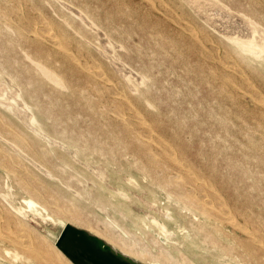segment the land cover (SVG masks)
I'll return each mask as SVG.
<instances>
[{
    "label": "rangeland",
    "instance_id": "374dc122",
    "mask_svg": "<svg viewBox=\"0 0 264 264\" xmlns=\"http://www.w3.org/2000/svg\"><path fill=\"white\" fill-rule=\"evenodd\" d=\"M30 1L0 0V17L3 15L0 18V117L5 118H0V154L3 157H0V201L5 208L24 220L37 242L42 240L41 244L45 245L52 255L54 253L53 256L58 249L56 241L62 231V222H65L79 227L83 225L92 234H97L114 245L117 251L126 250L129 256L141 264H237L236 260L223 252L221 247L225 241L216 236L211 237L206 229L201 237L204 238L208 251L199 252L193 247L192 242L196 235L194 230L197 231L202 222L200 217L190 210V203L184 196L188 188L184 183L185 177L183 180L177 179L178 182H171L170 176L178 172L173 171V163L166 160V155V162L162 160L163 155L159 152L157 143H164L166 138L164 144H171L173 147H170L174 148L176 156L179 154L177 157L183 158L178 159L181 169L190 172L193 170V173L197 171L198 176L202 175V183L210 185L214 190L218 189L227 206L234 207V211L236 208L242 216L245 213L246 222L251 221L250 224L254 225L264 238V52L254 49L256 52L252 53L247 50V46L239 42L264 43V0H199L201 5L199 2L195 3L196 0ZM32 1L38 7H35ZM207 1L210 2L209 5ZM1 8H5L8 13L4 10L3 14ZM10 9L14 13L9 11ZM195 10L198 13H195ZM8 14H12L10 19L6 18L9 17ZM237 17H240V21ZM44 22L46 25H43ZM185 27L189 29L186 30ZM28 29L31 31L26 33ZM101 35H105L107 39ZM166 38L168 40H165ZM52 40H55L54 43ZM64 40L68 42L67 46ZM205 40H208V43ZM80 47L83 48L82 51L78 50ZM229 50L231 54L228 53ZM224 58L228 59L230 64H225ZM27 68L32 70L28 71ZM34 69H39L41 77ZM86 72L91 74L86 75ZM229 73L232 76H228ZM95 74H98L99 78ZM141 77L144 78L143 82ZM101 84H105L107 92H103L104 86ZM94 87L101 91H95ZM82 88L84 91H80ZM98 94L99 98H96ZM11 95L17 97L13 98ZM128 97L130 99H127ZM83 98L84 100H81ZM113 99L115 108L119 111L114 108ZM2 101L6 104H2ZM19 102H22V105ZM7 103L11 104V107H8ZM89 106L93 108L89 109ZM99 110L102 114H99ZM19 111L23 112L22 117L26 113L25 117L21 118ZM21 119L23 121H20ZM25 119L27 123H23ZM145 124H148L152 132L141 135L140 131L143 132L142 127ZM25 125L30 127L27 129ZM20 132L27 137L19 135ZM11 133H15L17 137ZM134 134L137 137H134ZM15 137L18 144L14 142ZM158 138L162 140L159 141ZM83 139L85 142H81ZM131 139L136 140V144L141 143L139 145L142 147ZM140 140L149 141L151 145H146L149 146L147 149ZM20 144H23L22 149ZM25 145L28 147L24 149ZM175 145L178 147L176 150ZM3 147L6 148L5 152ZM109 148L113 149L110 153ZM149 149L150 151H147ZM149 153L151 158L156 160H151ZM12 154L18 155V159L13 158ZM157 155H160V158ZM6 160H11V163L7 164ZM15 161L19 165H16ZM165 163L170 167H164ZM140 165L143 168H140ZM13 173L17 177H14ZM17 180L22 186L17 184ZM24 184L31 190L37 188L40 192L41 186L43 189L45 187L47 196L56 193L52 195L56 206L46 204L42 198L37 199L31 194L33 192H25ZM167 184L170 185L169 188ZM176 185L179 186L177 190ZM172 186H175V189ZM45 189L43 194L47 193ZM178 190L184 193L180 194ZM181 196L184 200H181ZM26 199H33L47 208L54 206L53 209L58 211L53 214L55 221H46L41 217L27 218L28 215L32 216V212L25 203ZM1 202L0 209L4 207ZM58 203H64L63 206L60 205L61 209ZM74 208H77L76 211L83 217L77 212L72 213ZM49 210L51 211V208ZM43 213L46 215L48 211ZM77 220L84 223L81 225ZM104 225L109 229L107 232ZM162 225L165 230L161 229ZM102 232L105 235L107 233V237ZM226 232L223 234L227 235ZM143 247L149 250H144ZM134 252L141 255H135ZM150 253L153 254L152 257L149 256ZM217 259L220 261L216 262ZM15 263L20 264V261L16 260Z\"/></svg>",
    "mask_w": 264,
    "mask_h": 264
},
{
    "label": "bare ground",
    "instance_id": "6f19581e",
    "mask_svg": "<svg viewBox=\"0 0 264 264\" xmlns=\"http://www.w3.org/2000/svg\"><path fill=\"white\" fill-rule=\"evenodd\" d=\"M11 1V0H10ZM30 1V0H29ZM161 1V0H160ZM188 1V0H187ZM193 1V0H192ZM205 1V0H204ZM203 1V2H204ZM217 1V0H216ZM33 2V1H32ZM161 2H163V1H161ZM198 2H199V4L201 3V1H199V0H196L195 1V3H197L198 4ZM206 2V1H205ZM208 2L209 1H207V4H208ZM220 2V1H219ZM19 3V2H18ZM24 3H25V1H24ZM30 3H31V1H30ZM191 3V2H190ZM188 4V5H190L191 7L193 6V5H191V4ZM6 4H9V3H7L6 2ZM14 4V3H13ZM12 4V5H13ZM20 4V3H19ZM22 4V3H21ZM33 4H34V2H33ZM152 4V3H151ZM209 4H210V2H209ZM208 4V5H209ZM213 4V3H212ZM15 5V4H14ZM64 5V4H63ZM169 5V4H168ZM201 5V4H200ZM200 5H199V7H200ZM203 5H206V4H203ZM21 6V5H20ZM34 6H35V4H34ZM178 6V5H177ZM195 6V5H194ZM223 6V5H222ZM17 7V9H18V6H16ZM16 7L14 8V9H16ZM35 7H38V6H35ZM34 7V8H35ZM65 7V6H64ZM69 7V6H68ZM171 7V6H170ZM201 7H203V6H201ZM211 7H212V5H211ZM216 7V6H215ZM5 8H7V6L5 5ZM5 8H1L3 11H2V13L4 12V10H5V12H7L6 11V9ZM10 8V7H9ZM8 8V9H9ZM12 8V7H11ZM33 8V9H34ZM160 8V7H159ZM195 8H196V6H195ZM194 8V9H195ZM206 8V7H205ZM205 8H203V10L205 9ZM217 8H219L218 7V5H217ZM27 10H28V8H26ZM69 9H70V7H69ZM126 9H128V8H125V10ZM173 9H175V8H173ZM197 10H198V7L196 8ZM12 9H10L9 11H11ZM22 10V9H21ZM73 10V9H72ZM166 10V9H165ZM165 10H163V12L165 11ZM200 10H201V8H200ZM206 10V9H205ZM222 10V9H221ZM40 11V10H39ZM70 11V10H69ZM167 11V10H166ZM124 12V11H123ZM160 12V11H159ZM181 12V11H180ZM8 13V12H7ZM11 13V12H10ZM12 13H14L13 12V10H12ZM72 13V12H71ZM125 13V12H124ZM195 13H198V12H196V10H195ZM194 13V14H195ZM200 13V12H199ZM3 14H5V13H3ZM164 14V13H163ZM167 14V13H166ZM12 15V14H11ZM11 15L9 16V14H8V16L9 17H6V18H11ZM171 15V14H170ZM234 15V14H233ZM2 16L3 15H1V17L0 18H2ZM6 16H7V14H6ZM40 16V15H39ZM179 16H181V15H179ZM235 16V15H234ZM245 16V15H244ZM23 17V16H22ZM80 17V16H79ZM167 17V16H166ZM172 17V16H171ZM171 17H170V19H171ZM30 18H32V17H30ZM37 18V17H36ZM48 18V17H47ZM180 18H183L182 16L180 17ZM238 18V17H237ZM240 18V17H239ZM239 18H238V20H239ZM246 18V17H245ZM244 18V19H245ZM184 19V18H183ZM248 19H250V18H248ZM31 21L33 20V19H30ZM39 20V19H38ZM185 20V19H184ZM251 20V19H250ZM22 20H20L19 22H20V24L22 23L21 22ZM27 21H28V19H27ZM34 21V20H33ZM50 21V20H49ZM174 21H176V20H174ZM183 21V20H182ZM193 20L191 19V22H192ZM240 21V20H239ZM245 21V20H244ZM243 21V22H244ZM9 22V21H8ZM16 22V21H15ZM29 22V21H28ZM39 22V21H38ZM37 22V23H38ZM65 22V21H64ZM178 22V21H177ZM176 22V23H177ZM187 22H188V20H187ZM40 23V22H39ZM51 23V22H50ZM194 23V22H193ZM247 23H249V22H247ZM247 23H245V24H247ZM3 24H5V23H3ZM30 24V23H29ZM32 24V23H31ZM43 24V23H42ZM88 24V23H87ZM86 24V25H87ZM255 24V23H254ZM12 25V24H11ZM18 25H19V23H18ZM22 25V24H21ZM43 25H46L45 24V22H44V24ZM91 25V24H90ZM94 25V24H93ZM189 25H190V23H189ZM196 25V24H195ZM6 26V25H5ZM16 26V25H15ZM33 26H34V23H33ZM49 26V25H48ZM68 26V25H67ZM70 26V25H69ZM178 26H179V22H178ZM181 26V25H180ZM2 27H3V25H2ZM24 27V26H23ZM94 27H95V25H94ZM249 27V26H248ZM255 27V26H254ZM6 28V27H5ZM22 28V27H21ZM186 28V30H188L189 28L188 27H185ZM188 28V29H187ZM256 28V27H255ZM30 29H31V27H30ZM30 29H28V32L26 31V33H29L31 30ZM33 29V28H32ZM35 29V28H34ZM45 29H46V27H45ZM48 29V28H47ZM250 29H251V27H250ZM27 30V29H26ZM30 30V31H29ZM42 30H43V28H42ZM183 30H184V28H183ZM197 30V29H196ZM206 30V29H205ZM252 30H253V28H252ZM35 31V30H34ZM101 31V30H100ZM207 31V30H206ZM18 32V31H17ZM47 32V31H46ZM204 32V31H203ZM260 32H261V30H260ZM19 33H20V31H19ZM53 33V32H52ZM76 33V32H75ZM98 33H99V30H98ZM199 33H201V31L199 32ZM22 35H23V33H21ZM78 34V33H77ZM76 34V35H77ZM21 35V36H22ZM37 35V34H36ZM51 35V34H50ZM193 35V34H192ZM55 36V35H54ZM101 36H103V35H101ZM100 36V37H101ZM105 36V35H104ZM103 36V37H104ZM225 36V35H224ZM234 36V35H233ZM23 38H24V36H22ZM41 37H42V35H41ZM43 37H45V36H43ZM59 37V36H58ZM63 37H64V35H63ZM198 37V36H197ZM200 37H202L201 35H200ZM205 37V36H204ZM209 37V36H208ZM229 37H230V35H229ZM232 37V36H231ZM239 37V36H238ZM241 37V36H240ZM21 38V37H20ZM28 38V37H27ZM61 38V37H60ZM105 38L107 39V37L105 36ZM104 38V39H105ZM226 38V37H225ZM250 38V37H249ZM249 38H247V39H249ZM25 39V38H24ZM31 39V38H30ZM63 39L64 38H62L61 40H62V42H63ZM103 39V38H102ZM103 39V40H104ZM233 39V38H232ZM240 39H242V38H240ZM246 39V38H245ZM47 40V39H46ZM165 40H168L167 38L165 39ZM202 40H203V38H202ZM209 40V39H208ZM207 40V41H208ZM48 41V40H47ZM53 41V43H54V41L55 40H52ZM206 41V40H205ZM206 41V43H208ZM221 41V40H220ZM253 41V40H252ZM8 42V41H7ZM39 42V41H38ZM64 42H65V40H64ZM109 42V41H108ZM210 42V41H209ZM212 42V41H211ZM210 42V43H211ZM240 42V44H242V45H244V46H247V50H249V51H251L252 53H254V52H256L254 49H259L260 51H263L264 52V43H262V44H255V43H253V42H249V43H245V42H242V41H239ZM50 43V42H49ZM56 43V42H55ZM66 43H68V42H65V45H66ZM78 43V42H77ZM110 43V42H109ZM161 43V42H160ZM193 43V42H192ZM191 43V44H192ZM205 43V42H204ZM214 43V42H213ZM81 44V43H80ZM114 44L115 43H113V46H114ZM184 44V43H183ZM64 45V46H65ZM68 45V44H67ZM66 45V46H67ZM107 44H105V46H106ZM111 46H112V42H111V44H110ZM162 45V47H163V44H161ZM218 45V44H217ZM54 46H56L55 44H54ZM61 46V45H60ZM78 46V45H77ZM91 46V45H90ZM104 46V47H105ZM118 46H120V45H118ZM166 46H167V44H166ZM187 46H189V44H187ZM195 46V45H194ZM92 47H93V45H92ZM116 47V46H115ZM190 47H192V45L190 46ZM207 47V46H206ZM78 48V47H77ZM77 48H76V50H77ZM111 48V47H110ZM193 48V47H192ZM208 48V47H207ZM207 48H206V50H207ZM210 48H212V47H210ZM209 48V49H210ZM3 49V48H2ZM67 49H68V47H67ZM81 49H83V48H79L78 50H81ZM98 49V48H97ZM96 49V50H97ZM103 50H104V48H102ZM123 49V48H122ZM170 49H172V48H170ZM169 49V50H170ZM215 49H216V47H215ZM28 50V49H27ZM65 50H66V48H65ZM218 50V49H217ZM67 51V50H66ZM72 51V50H71ZM82 51V50H81ZM225 51H226V49H225ZM35 52H37V51H35ZM173 52V51H172ZM201 52V51H200ZM211 52H212V49H211ZM210 52V53H211ZM40 53V52H39ZM38 52H37V54H39ZM81 53V52H80ZM215 53H218V51L216 52L215 51ZM228 53H230V50L228 51ZM66 54V53H65ZM79 54V53H78ZM205 54V53H204ZM223 54V53H222ZM226 54V53H225ZM224 54V55H225ZM231 54V53H230ZM26 55V54H25ZM80 55V54H79ZM78 55V56H79ZM82 55V54H81ZM201 55V54H200ZM235 55V54H234ZM70 57H71V55H69ZM77 55H76V57H78ZM179 56V55H178ZM217 56H218V54H217ZM216 56V57H217ZM226 56V55H225ZM230 56V55H229ZM73 57H75V56H73ZM75 57V58H76ZM224 57V56H223ZM24 58V57H23ZM36 58V57H35ZM46 58V57H45ZM27 59H28V57H27ZM78 59V58H77ZM94 59V58H93ZM209 59V58H208ZM225 59V58H224ZM14 60V59H13ZM47 60L50 62V60L47 58ZM75 60V59H74ZM78 60H80V59H78ZM217 60H218V57H217ZM228 60V59H227ZM226 59L224 60V63L225 64H230L228 61H227ZM29 61V60H28ZM94 61H97V60H94ZM162 61V60H161ZM85 62V61H84ZM92 62V61H91ZM232 63H233V61H231ZM16 64H17V60H16V62H15ZM46 63V62H45ZM74 63V62H73ZM222 63V62H221ZM29 64V63H28ZM28 64H26V65H28ZM34 64V63H33ZM223 64V63H222ZM224 64V65H225ZM238 64V63H237ZM30 65V64H29ZM28 65V66H29ZM54 65H56V63L54 64ZM80 65V64H79ZM90 65H93L94 66V64H90ZM95 65H96V63H95ZM207 65V64H206ZM0 66H1V64H0ZM23 66V65H22ZM45 66V65H44ZM75 66H77V65H75ZM81 66V65H80ZM87 66V65H86ZM92 66V67H93ZM97 66V65H96ZM228 66H230V65H228ZM234 66V65H233ZM240 66V68H242V66L241 65H239ZM30 67V66H29ZM56 67V66H55ZM84 69H85V67L84 66H82ZM91 67V68H92ZM100 67V66H99ZM102 67V66H101ZM210 67H212V66H210ZM216 67V66H215ZM231 67V66H230ZM25 68H26V66H25ZM24 68V69H25ZM31 68H33V67H31ZM30 68V69H31ZM57 68V67H56ZM77 68V67H76ZM96 68V67H95ZM23 69V68H22ZM23 69V70H24ZM30 69H28L27 68V70L29 71ZM90 69V68H89ZM216 69V68H215ZM214 69V70H215ZM232 69V68H231ZM236 69V68H235ZM26 70V71H27ZM32 70V69H31ZM82 70V69H81ZM86 70V69H85ZM186 70V69H185ZM201 70V69H200ZM212 70V69H211ZM211 70H209L210 72H211ZM213 70V71H214ZM239 70V69H238ZM34 71L35 72H39V69H38V71L36 70V69H34ZM33 71V72H34ZM49 71V70H48ZM53 71V70H52ZM208 71V72H209ZM216 71V70H215ZM240 71V70H239ZM239 71H238V73H239ZM95 72V71H94ZM100 72V71H99ZM98 72V73H99ZM234 72H235V70H234ZM241 72V71H240ZM55 73V72H54ZM84 73V72H83ZM237 73V72H236ZM27 74V73H26ZM88 73L86 72V75H87ZM91 74V73H90ZM90 74H88V75H90ZM214 74V73H213ZM220 74H221V72H220ZM230 74V73H229ZM227 74L228 76H232V74ZM239 74H241V73H239ZM38 75L41 77V75L38 73ZM84 75H85V73H84ZM96 75V74H95ZM121 75V74H120ZM212 75V74H211ZM223 75H226V74H223ZM226 75V76H227ZM247 75V74H246ZM37 76V75H36ZM39 76H37V77H39ZM60 76H61V74H60ZM59 76V77H60ZM98 78H99V76H98V74L96 75ZM105 76V75H104ZM142 76V75H141ZM86 77H88V76H86ZM92 77V76H91ZM7 78V77H6ZM15 78V77H14ZM104 78V77H103ZM121 78V77H120ZM142 78V82H143V80H144V78L143 77H141ZM231 78V77H230ZM244 78V77H243ZM18 79V78H17ZM52 79V78H51ZM94 79V78H93ZM92 79V80H93ZM127 79H128V77H127ZM126 79V80H127ZM221 79V78H220ZM233 79V78H232ZM8 80V79H7ZM25 80V79H24ZM45 81H46V79H44ZM129 81H131L130 79H128ZM127 80V81H128ZM227 80V79H226ZM246 80V79H245ZM250 80H251V77H250ZM29 81H30V79H29ZM28 81V82H29ZM97 81V80H96ZM104 81H107V80H105L104 79ZM147 81V80H146ZM228 81V80H227ZM230 81V80H229ZM249 81V80H248ZM47 82V81H46ZM95 82V81H94ZM93 82V83H94ZM125 82V81H124ZM231 82V81H230ZM4 83V82H3ZM96 83V82H95ZM94 83V84H95ZM126 83V82H125ZM138 83V82H137ZM11 84V83H10ZM47 84H48V82H47ZM96 84H98V83H96ZM95 84V85H96ZM142 84V83H141ZM248 84V83H247ZM1 85V84H0ZM90 85V83L88 84V86ZM94 85V86H95ZM99 85V84H98ZM102 85V84H101ZM119 85V84H118ZM121 85V84H120ZM132 85V84H131ZM134 85V84H133ZM132 85V86H133ZM240 85V84H239ZM253 85H254V83H253ZM3 87H4V85H2ZM47 86H49V85H47ZM50 86H51V84H50ZM104 86V87H103ZM135 86V85H134ZM243 86V85H242ZM249 86V85H248ZM1 87V86H0ZM27 87H28V85H27ZM90 87V86H89ZM93 87V86H92ZM97 87H99V86H97ZM102 87H103V92L105 91V84L104 85H102ZM2 88V87H1ZM0 88V89H1ZM69 88V87H68ZM84 88V87H83ZM83 88L80 90V91H82L83 90ZM110 88H113V87H110ZM115 88V87H114ZM121 88V87H120ZM126 88V87H125ZM242 88V87H241ZM247 88V87H246ZM259 88V87H258ZM258 88H256V90L258 91ZM6 89V88H5ZM16 89V88H15ZM56 90H57V88H55ZM108 89V88H107ZM117 89H119V88H117ZM128 89V88H127ZM223 89V88H222ZM4 90V89H3ZM8 90V89H7ZM93 90V89H92ZM94 90L95 91H101V90H96V88L94 87ZM110 90V89H109ZM114 90V92L116 91V89H113ZM120 90V89H119ZM134 90H136V89H134ZM221 90V89H220ZM248 90V89H247ZM5 91V90H4ZM55 91V90H54ZM59 92H60V90H58ZM57 91V92H58ZM84 91V90H83ZM112 91V89L110 90V92ZM251 91V89L249 90V92ZM256 91V92H257ZM14 92H17V91H15L14 90ZM58 92V93H59ZM88 95L90 94V93H88V91H85ZM105 92H107V90L105 91ZM114 92H112V93H114ZM117 92V91H116ZM121 92H123V90L121 91ZM3 92H1V94H2ZM8 93H10V92H8ZM35 93V92H34ZM80 93V92H79ZM78 93V94H79ZM85 93V94H86ZM96 93V92H95ZM98 93V92H97ZM112 93H110V95H113ZM118 94H119V92H117ZM130 93V92H129ZM129 93H127V94H129ZM223 93V92H222ZM255 93V92H254ZM12 95H14L13 93H11ZM63 94V93H62ZM72 94V93H71ZM86 94V95H87ZM106 94V93H105ZM115 94V93H114ZM124 94V93H123ZM251 94V93H250ZM249 94V95H250ZM3 95L4 94H2V96L1 97H3ZM11 95V97H17V96H12ZM91 95V94H90ZM108 95H109V91H108ZM226 95H228V94H226ZM92 96V95H91ZM128 96H130V95H128ZM229 96V95H228ZM255 96V95H254ZM46 97V96H45ZM96 97V96H95ZM101 97V96H100ZM242 97H243V95H242ZM251 97H253V96H251ZM19 98V97H18ZM96 98H99V94H98V97H96ZM102 98V97H101ZM255 98V97H254ZM253 98V99H254ZM11 99V98H10ZM20 99V98H19ZM48 99V98H47ZM126 99V98H125ZM127 99H130L129 97L127 98ZM257 99V98H256ZM9 100V99H8ZM8 100H6V101H8ZM81 100H84V98L83 99H81ZM114 100V99H113ZM231 100H233V98L231 99ZM236 100V99H235ZM262 100V99H261ZM5 101V100H4ZM98 101V100H97ZM126 101V100H125ZM264 101V100H263ZM3 102V101H2ZM87 102V101H86ZM114 103H113V105H114V108L116 107V104H115V100L113 101ZM117 102V101H116ZM129 102V101H128ZM257 102H259L258 100H257ZM261 102V101H260ZM259 102V103H260ZM8 103H10V101L8 102ZM7 103V104H8ZM36 103V102H35ZM48 103V102H47ZM50 103V102H49ZM101 103V102H100ZM120 103H121V101H120ZM119 103V104H120ZM129 103H131V102H129ZM2 104H6V102H3ZM19 104H21L22 105V102L20 103L19 102ZM105 104V103H104ZM104 104H102V109H103V105ZM107 104V103H106ZM111 104V103H110ZM146 104H148V103H146ZM11 105V104H10ZM9 104H8V107L10 106ZM21 105H19V106H21ZM52 105V104H51ZM122 105V104H121ZM149 105V104H148ZM6 106V105H5ZM13 106V105H12ZM53 106V105H52ZM86 106V105H85ZM111 106V105H110ZM123 106V105H122ZM11 107V106H10ZM34 107H37V106H34ZM95 107V106H94ZM113 107V106H112ZM149 107V106H148ZM14 108V107H13ZM23 108V107H22ZM27 108V107H26ZM29 108V107H28ZM93 108V107H92ZM92 108H90V106H89V109H92ZM118 108V107H117ZM122 108L123 107H121V110H122ZM127 108H128V106H127ZM130 108V107H129ZM137 108V107H136ZM151 108V107H150ZM228 108V107H227ZM95 109V108H94ZM93 109V110H94ZM100 109V108H99ZM116 109V108H115ZM135 109V108H134ZM230 109V108H229ZM229 109H228V111H229ZM96 110V109H95ZM104 110V109H103ZM114 110V109H113ZM117 110V109H116ZM128 110V109H127ZM132 110V109H131ZM17 110H15V112H16ZM117 111H119V109L117 110ZM138 111V110H137ZM140 111V110H139ZM20 113V115H21V113H23L22 111H19ZM96 112V111H95ZM97 112H98V108H97ZM103 112V111H102ZM104 112H105V110H104ZM103 112V113H104ZM110 112V111H109ZM133 113H135V112H133ZM137 113V112H136ZM135 113V114H136ZM99 114H102L101 112H100V110H99ZM105 114V113H104ZM117 114H118V112H117ZM138 114V113H137ZM23 115V114H22ZM22 115H21V118H23V117H25V115H26V113H25V115L22 117ZM54 115V114H53ZM56 115V114H55ZM97 115V114H96ZM124 115V114H123ZM0 116H1V114H0ZM28 116V115H27ZM30 116V115H29ZM101 116V115H100ZM128 116V115H127ZM56 117H57V115H56ZM79 117V116H78ZM132 117V116H131ZM134 117V116H133ZM137 117V116H136ZM142 117V116H141ZM1 118V117H0ZM58 118V117H57ZM138 118H139V120H140V117L138 116ZM260 118H261V116H260ZM2 120H5V118H1ZM30 119H32L31 117H30ZM29 118H28V122H30L29 120H30ZM142 119V118H141ZM146 119V118H145ZM8 120V119H7ZM227 121H228V119H226ZM9 121V120H8ZM20 121H23L22 119L20 120ZM70 121V120H69ZM220 121V120H219ZM230 122H231V120H229ZM10 122V121H9ZM8 122V123H9ZM127 122V121H126ZM130 122V121H129ZM152 122V121H151ZM262 122H264L263 120H262ZM7 123V126L9 125ZM11 123V122H10ZM23 123H27L26 122V119L24 120V122ZM124 123V122H123ZM128 123V122H127ZM131 123V122H130ZM129 123V124H130ZM145 123V122H144ZM147 123V122H146ZM149 123V122H148ZM153 123H155V122H153ZM4 124H5V122H4ZM131 124H133V123H131ZM243 124H244V122H243ZM260 124V123H259ZM0 125H1V123H0ZM124 125H125V123H124ZM139 125V123L137 124V126ZM140 125H142V124H140ZM148 125V124H147ZM146 124H145V126L144 127H142V130H143V132L142 131H140V129H139V131H140V133H141V135L142 134H147V133H151L152 132V130H151V128H149L148 126H147ZM11 126V125H10ZM13 124H12V126H11V128L13 129ZM26 126V128L28 129V126L29 125H25ZM132 126V125H131ZM155 126V125H154ZM263 126V125H262ZM16 127V126H15ZM30 127V126H29ZM126 127V126H125ZM128 127V126H127ZM152 127V126H151ZM32 128V127H31ZM116 129H117V127H115ZM138 128V127H137ZM152 128H155V127H152ZM16 129H17V127H16ZM33 129V128H32ZM106 129V128H105ZM124 130L126 129V128H123ZM135 129V128H134ZM257 129H259V128H257ZM18 130V129H17ZM123 130V131H124ZM131 131H133L132 130V128L130 129ZM129 129H127V131L129 132L130 131ZM154 130H157V129H154ZM5 131V130H4ZM18 131H21V130H18ZM17 131V132H18ZM32 131V130H31ZM122 131V130H121ZM8 132V131H7ZM13 132V131H12ZM16 132V131H15ZM16 132V133H17ZM125 132V131H124ZM137 132V131H136ZM70 133V132H69ZM126 133V132H125ZM130 133V132H129ZM155 133V132H154ZM158 133V132H157ZM248 133V132H247ZM8 134H10L9 132H8ZM12 135H14L15 133H11ZM23 134V133H22ZM21 134V132H20V134L19 135H22ZM62 134V133H61ZM80 134V133H79ZM78 134V135H79ZM81 134H83V133H81ZM120 134V133H119ZM159 134H160V132H159ZM0 135H2V134H0ZM4 135V134H3ZM7 134H5L4 136H6ZM11 135V137L13 138L14 136H12ZM23 135H25V134H23ZM22 135V136H23ZM131 135V134H130ZM148 135V134H147ZM246 135V134H245ZM8 136H10V135H7V137ZM15 136H16V134H15ZM83 136V135H82ZM136 136V134H134V137ZM149 136H151V135H149ZM149 136H147V138L149 137ZM153 136H154V134H153ZM159 136V135H158ZM161 136V135H160ZM17 137V136H16ZM16 137L14 138V142H15V140H16ZM23 137H27V136H23ZM137 137V136H136ZM144 137V136H143ZM163 137V136H162ZM161 137V138H162ZM24 138V139H25ZM146 138V139H147ZM159 139L158 138V140L159 141H161L162 139ZM165 138V137H164ZM163 138V139H164ZM21 139V138H20ZM126 139V138H125ZM136 139V138H135ZM166 139V138H165ZM165 139H164V143H165ZM45 140V139H44ZM106 140V139H105ZM132 140V142H135V144H136V140L135 141H133L134 139H131ZM138 140V139H137ZM152 140V139H151ZM167 140V139H166ZM8 141V140H7ZM6 141V142H7ZM12 141H13V139H12ZM46 141V140H45ZM53 141V140H52ZM85 142V139H83V140H81V142ZM139 141V140H138ZM142 143H144L145 145H143V146H146V145H151L150 144V142L149 141H143V140H140ZM157 141V140H156ZM155 141V142H156ZM169 141V140H168ZM17 142V141H16ZM15 142V143H16ZM31 142H32V140H31ZM54 142V141H53ZM88 142V141H87ZM114 142V141H113ZM131 142V143H132ZM153 142V141H152ZM21 143H23V142H21ZM56 143H57V141H56ZM164 143H162V142H158L157 144V147H158V149L160 150L159 152H161L162 153V157L164 158H162V160L164 161L166 158L164 157V155H166L167 156V158L168 159H166V160H169L171 163H173V171L174 172H178L176 175H174V176H170V179H171V182H178V181H176L177 179H181V180H183L184 179V177H185V180H184V183H186L185 185L188 187L186 190L184 189V188H186V187H184L183 189L186 191V195H184L185 197H186V199L188 200V202L190 203V210L195 214V215H197V216H199L200 217V220H201V222H202V224H201V226L200 227H198L197 228V231L196 230H194L195 232H196V235H195V239H194V241L192 242V245H193V247H195V250L196 251H199V252H206V251H208V247L206 246V243H204V241H203V237H201V234H202V232L203 231H205L204 229H206V230H208V234L212 237V236H216L217 238H219V239H221V240H224L225 241V243H224V245H222V247L221 248H223V252H225L226 253V255H228V256H230V258H232L233 260H236L237 261V264H264V238L263 237H261L260 236V232L258 233V230L256 229V227H254V225H252V224H250V217L252 216V214H251V216H249V219L250 220H248V221H250L249 223L248 222H246V220H245V217H244V214L245 213H243V216H242V213L239 211H237V209L235 208V210L236 211H234L233 210V208L232 207H230V208H232V209H230L228 206H227V203H225L226 201L225 200H223V196L221 197L220 196V193L217 191V190H214V189H212L211 187H209V186H206L205 184L206 183H202V180H201V178H202V175H201V177L200 176H198L197 175V171H196V173H195V171H194V173L192 172L193 170H191V172L189 171V170H182L181 169V167L179 166V161H178V155L176 156V153H175V151H174V148L172 149L171 147H173L171 144V147H170V145H165ZM170 143V142H169ZM227 143V142H226ZM1 144V143H0ZM9 145H12V144H10V143H8ZM16 144H18V142L16 143ZM31 144H33V143H31ZM55 144V143H54ZM84 144V143H83ZM140 145H141V143H139ZM139 144H136V145H139ZM155 144V143H154ZM21 145V144H20ZM58 145V144H57ZM130 145V144H129ZM128 145V146H129ZM139 145V146H140ZM1 147H2V145H0ZM18 146V145H17ZM22 146H23V144L21 145V149H22ZM26 146V145H25ZM108 146V145H107ZM114 147H115V145H113ZM0 147V148H1ZM12 147V146H11ZM14 147H15V145H14ZM28 147V145L26 146V147H24V149L25 148H27ZM94 147V146H93ZM140 147H142V146H140ZM139 147V148H140ZM148 147L149 146H146V148L148 149ZM175 147V150H176V148H178V147H176V145L174 146ZM31 148H32V146H31ZM62 148V147H61ZM103 149H104V146L102 147ZM101 148V149H102ZM106 149H107V147H105ZM110 148H113V147H110ZM108 149V152L110 153V150L111 149ZM129 148V147H128ZM2 149V148H1ZM6 148H4L3 147V150H4V152L6 151L5 150ZM17 149V148H16ZM95 149V148H94ZM103 149H102V151H103ZM126 149V148H125ZM124 149V150H125ZM141 149V148H140ZM30 150V149H29ZM40 150V149H39ZM93 150V149H92ZM96 150V149H95ZM95 150H94V152H95ZM113 150V149H112ZM112 150H111V152H112ZM8 151V150H7ZM21 151V150H20ZM31 151V150H30ZM98 151H101V150H98ZM106 151V150H105ZM147 151H150V149L149 150H147ZM156 151H157V149H156ZM9 152V151H8ZM8 152L6 153V154H8ZM117 152V151H116ZM119 152V151H118ZM177 152V151H176ZM30 153V152H29ZM43 154L45 153V152H42ZM42 153H40L41 155H42ZM50 153V152H49ZM102 153V152H101ZM100 153V155L102 156V154ZM122 153H123V151H122ZM155 153V152H154ZM113 153H111V155H112ZM117 154V153H116ZM156 154V153H155ZM182 154V153H181ZM9 155V154H8ZM13 155V158H17V156H15V154H12ZM34 155L35 154H33L32 156L34 157ZM68 155H70V154H68ZM74 155V154H73ZM72 155V156H73ZM148 154H146V156H147ZM183 155V154H182ZM24 156V155H23ZM109 156H110V154H109ZM132 156H133V153H132ZM149 156H150V158H151V154L149 153ZM159 158H160V155H157ZM0 157H2V155L0 154ZM39 157H40V155H39ZM43 157V156H42ZM183 157H185V156H183ZM3 158V157H2ZM41 158V157H40ZM145 158V157H144ZM182 157H180V159H181ZM7 159V158H6ZM10 159V158H9ZM18 159V158H17ZM17 159H15V160H17ZM20 159V158H19ZM153 158H151V160H152ZM179 159V160H180ZM183 159V158H182ZM74 160V159H73ZM153 160H156V159H153ZM166 160H165V162H166ZM187 160H189V159H187ZM7 161V160H6ZM18 161V160H17ZM17 161H15V164L17 163ZM75 161V160H74ZM135 161V160H134ZM254 161V160H253ZM5 162V161H4ZM10 163H11V160L9 161ZM8 161H7V164L9 163ZM20 162V161H19ZM21 162H22V160H21ZM25 162V161H24ZM29 162V161H28ZM47 162V161H46ZM76 162H78L79 163V161H76ZM136 162V161H135ZM134 162V163H135ZM156 162H158V161H156ZM182 162V161H181ZM191 161H189V163H190ZM0 163H2V159H0ZM160 163V162H159ZM6 164V165H7ZM22 165L24 164L23 162L21 163ZM32 164V163H31ZM148 164V163H147ZM157 164V163H156ZM11 165V164H10ZM16 165H19V164H16ZM33 165H35V164H33ZM169 165V164H168ZM185 167L187 166L186 165V162H185ZM190 165V164H189ZM193 165V164H192ZM9 165H7V167H8ZM24 166V165H23ZM145 166V165H144ZM151 166V165H150ZM2 167H4V166H2ZM57 167H59V166H57ZM56 167V168H57ZM61 167V166H60ZM142 167V165H140V168ZM164 167H168L167 165H166V163H165V166ZM170 167V166H169ZM168 167V168H169ZM184 167V168H185ZM193 167V166H192ZM12 168H15V167H12ZM11 168V170H14V169H12ZM51 168V167H50ZM143 168V167H142ZM145 168V167H144ZM159 168L160 169H162L161 167H160V165H159ZM183 168V167H182ZM61 169V168H60ZM151 169V168H150ZM152 169H154V168H152ZM164 169V168H163ZM171 170L170 171H172V168H170ZM186 169V168H185ZM189 169V168H188ZM196 169H198V168H196ZM51 170H53V169H51ZM62 170V169H61ZM141 170V169H140ZM144 170V169H143ZM143 170H141V171H143ZM166 170V169H165ZM198 170H200V169H198ZM16 171H18V169L16 170ZM161 171V170H160ZM8 172H10V171H8ZM62 172V171H61ZM145 172V171H144ZM156 173H157V171H155ZM11 173V172H10ZM30 173V172H29ZM93 173V172H92ZM163 173V172H162ZM203 173V172H202ZM33 174V173H32ZM94 174V173H93ZM99 174V173H98ZM102 174V173H101ZM150 174V173H149ZM199 174H201V172L199 173ZM250 174V173H249ZM13 175H14V173H13ZM24 175V174H23ZM95 175V174H94ZM157 175H158V173H157ZM156 175V176H157ZM172 175V174H171ZM245 175V174H244ZM34 176V175H33ZM71 176V175H70ZM96 176V175H95ZM100 177H103V176H101V175H99ZM163 176V175H162ZM165 176V175H164ZM205 176V175H204ZM203 176V177H204ZM14 177H17V175H14ZM35 177V176H34ZM72 177V176H71ZM166 177V176H165ZM206 177V176H205ZM18 178H20V177H18ZM23 178V177H22ZM26 178V177H25ZM99 178V177H98ZM167 178V177H166ZM165 178V179H166ZM27 179V178H26ZM156 179V178H155ZM168 179V178H167ZM169 179V180H170ZM204 179H206V178H204ZM203 179V180H204ZM209 179V178H208ZM29 180V179H28ZM70 180V179H69ZM68 180V181H69ZM162 180H164V177L162 178ZM207 180V179H206ZM205 180V181H206ZM210 180V179H209ZM32 181V180H31ZM41 181V180H40ZM153 181H154V179H153ZM167 181V180H166ZM42 182V181H41ZM80 181H78V183H79ZM157 182V181H156ZM168 182V181H167ZM170 182V181H169ZM171 182H170V184H171ZM212 182V181H211ZM24 183V182H23ZM27 183H31V182H28L27 181ZM164 183H166V182H164ZM164 183H162V184H164ZM180 183V182H179ZM183 183V184H184ZM17 184H19V185H21L22 186V184H21V182H19L18 180H17ZM43 184V183H42ZM45 184V183H44ZM68 184V183H67ZM176 184V183H175ZM174 183H173V185H175ZM25 185V184H24ZM35 185V184H34ZM164 185H166V184H164ZM169 184H167V186H168ZM212 185V184H211ZM30 186V185H29ZM36 186H38V185H36ZM35 186V187H36ZM170 186V185H169ZM169 186L167 187V188H169ZM183 186V185H182ZM216 186V185H215ZM31 187H33L32 186V184H31ZM39 187V186H38ZM47 187V186H46ZM165 187V186H164ZM173 187V186H172ZM177 187H179L178 185H176V190H177ZM48 188V187H47ZM182 188V187H181ZM23 189L25 190V192L26 191H28V193H30V192H33V193H31L33 196H36V198L38 199V197H39V199L40 198H42L43 200H45V202H46V204L48 203V205H52V204H54L55 203V200H54V196H53V198H52V195H54V194H56V193H52V195H48L47 196V194H48V191H47V189H45V187H44V189L47 191V193L46 194H43L42 192L44 191V189H43V187L41 186V191L42 192H40L39 190H37V188H36V190H31L29 187H26V185L25 186H23ZM43 189V190H42ZM173 189H175V186L173 187ZM48 190H50V189H48ZM179 190H181V189H179ZM178 190V191H179ZM174 191V190H173ZM50 192H52V191H50ZM179 193L180 194H183L184 193V191H183V193H181L180 191H179ZM30 194V195H31ZM121 194V193H120ZM123 194V193H122ZM187 194H188V196H187ZM28 195V194H27ZM119 195V194H118ZM177 196L179 195V194H176ZM59 195H57V197H58ZM183 196H181L180 198H181V200L183 199L184 200V197L182 198ZM189 199H188V198ZM63 198V197H62ZM59 199H61L60 198V196H59ZM42 200V201H43ZM186 200V201H187ZM58 202H60L59 200H57ZM1 202V201H0ZM45 202L43 203V204H45ZM54 202V203H53ZM64 202V201H63ZM3 202H1V204H2ZM25 203L27 204V206H29L31 209V214H32V216L31 215H28L27 216V218H30V217H41L43 220H46V221H49V220H51V221H55V219L53 218L54 216H53V214L54 213H57L58 211H56L55 209H53L54 208V206H51L50 208H51V211L49 210L50 208L48 207H46L45 205H39L38 204V202H36V201H34L33 199H26V201H25ZM69 203H71V202H69ZM56 204V203H55ZM54 204V205H55ZM59 204V203H58ZM60 205L61 206H63L64 205V203L63 204H59V207H60ZM66 205V204H65ZM229 205V204H228ZM2 206H4V204H2ZM56 206V205H55ZM72 206V205H71ZM70 206V208H72ZM67 207H69V206H67ZM60 209H61V207H60ZM59 208H58V210H60ZM73 209V208H72ZM79 209V208H78ZM67 210V209H66ZM74 210L75 211H73L72 210V213H75V212H77V213H79V211H76L77 210V208L75 209L74 208ZM249 210V209H248ZM17 211L18 212H22V210L21 209H17ZM48 211V213L45 215L43 212H47ZM68 211V210H67ZM70 212V211H69ZM64 213V212H63ZM241 213V214H240ZM59 214V213H58ZM70 214H71V212H70ZM80 214V213H79ZM60 215V214H59ZM72 215V214H71ZM70 215V216H71ZM75 215L76 214H74L73 216L75 217ZM78 215V214H77ZM80 216H81V214H80ZM68 217V216H67ZM73 217V218H74ZM81 217H83V216H81ZM85 217V216H84ZM244 217V218H243ZM254 217V216H253ZM70 218V217H69ZM68 218V219H69ZM79 219H80V217H78ZM87 217H85V219H86ZM64 219H66L65 217H64ZM85 219H83V220H85ZM257 219H262V218H257ZM76 220V219H75ZM80 220H82V219H80ZM68 221V220H67ZM77 221H79V220H77ZM79 222H81L80 224L82 225V222L83 221H79ZM258 222V221H257ZM84 223V222H83ZM254 223V222H253ZM68 224H70V225H72L73 227H75V228H78V229H81V230H84V231H86L87 233H89V234H91V235H93V236H96V237H98V238H100L101 240H103L104 242H106L110 247H112V249H114L117 253H119L120 255H122V256H124V257H126L127 259H129V260H131V261H133V262H135V263H137V264H141V263H139L138 261H136L135 259H133L131 256H129L128 255V253L126 252V250L123 252V251H117L116 250V248H115V246L114 245H112L111 243H109V242H107L103 237H101V236H99V235H97V234H92L89 230H87L86 228H84V226L82 225L81 227H79V226H75L74 224H72V223H65V222H62V229H63V227L65 226V225H68ZM255 224V223H254ZM105 226V225H104ZM103 226V227H104ZM262 226H263V228H264V224H262ZM26 227H28V225L26 224V222H24V220H22V219H20V218H18L17 216H15L12 212H10L9 210H8V208L6 209L5 208V206L2 208V209H0V256L2 257V258H0V264H16L15 263V261L16 260H18V261H20V264H73V262L60 250V249H57L56 251H55V256H53L54 255V253L52 252V250H50L52 253H53V255L47 250L48 248H46V247H44L42 244H41V242H42V240L40 241V243H38L37 242V240L33 237V232H32V234L30 233V228H29V231H28V228H26ZM108 227V226H107ZM161 227V229L162 230H165V227L162 225V226H160ZM95 228L97 229L98 227H96V225H95ZM228 230H227V229ZM261 228V227H260ZM104 229H106V226H105V228ZM34 230V229H33ZM109 229H106L105 231L107 232ZM226 230H227V232H226ZM100 231V230H99ZM193 231V232H194ZM228 233L227 235H224L223 233ZM36 233V232H35ZM103 234H104V232H102ZM110 233V232H109ZM111 234H113V232H111ZM110 234V235H111ZM205 234V233H204ZM105 235V234H104ZM106 235H107V233H106ZM105 235V236H106ZM115 236V235H114ZM134 236V235H133ZM41 237V236H40ZM43 238H44V236H42ZM107 237V236H106ZM111 237H113V235H111ZM135 237V236H134ZM115 238V237H114ZM109 239H110V237H109ZM113 240V239H112ZM120 240V239H119ZM119 240H115V242L117 241H119ZM206 240V239H205ZM47 241V240H46ZM114 241V240H113ZM121 241V240H120ZM207 241V240H206ZM46 244V243H45ZM215 245V244H214ZM123 246H125V244H123ZM122 246V247H123ZM47 247H49V246H47ZM127 247V246H126ZM129 247H130V245H129ZM129 247H128V249H129ZM160 247V246H159ZM51 248V247H50ZM53 248H55V247H53ZM132 248H133V245H132ZM161 248V247H160ZM56 249V248H55ZM128 249H127V251H128ZM143 249L145 250H149L148 248H146V247H143ZM129 250H131V249H129ZM165 250V249H164ZM132 251V250H131ZM136 251V250H135ZM146 251V252H147ZM129 252V251H128ZM133 252V251H132ZM166 252V251H165ZM135 253V252H134ZM167 253L168 254H170L168 251H167ZM166 253V254H167ZM132 254V253H131ZM137 254H138V252H137ZM136 253H135V255H137ZM146 254V253H145ZM144 254V255H145ZM165 254V255H166ZM167 254V255H168ZM138 255H141V253H139ZM153 256V254H151L150 253V255L149 256ZM162 255V254H161ZM9 256V257H8ZM146 256V255H145ZM151 256V257H152ZM164 256V255H163ZM162 256V257H163ZM170 256H171V254H170ZM181 256V255H180ZM139 257H142L143 258V256H139ZM165 257V256H164ZM172 257V256H171ZM150 258V257H149ZM156 258V260H157V257H155ZM165 258H168V256H166ZM183 258V257H182ZM151 259V258H150ZM153 259V258H152ZM186 259V258H185ZM185 259H184V261H185ZM218 260L220 261V259H217L216 260V262H218ZM170 261V259L168 260V262ZM206 261V260H205ZM214 262V261H213ZM177 263V262H176ZM178 264H180V263H178ZM210 264V263H209Z\"/></svg>",
    "mask_w": 264,
    "mask_h": 264
},
{
    "label": "water",
    "instance_id": "95a60500",
    "mask_svg": "<svg viewBox=\"0 0 264 264\" xmlns=\"http://www.w3.org/2000/svg\"><path fill=\"white\" fill-rule=\"evenodd\" d=\"M56 247L73 264H137L117 253L100 238L70 224L63 227Z\"/></svg>",
    "mask_w": 264,
    "mask_h": 264
}]
</instances>
